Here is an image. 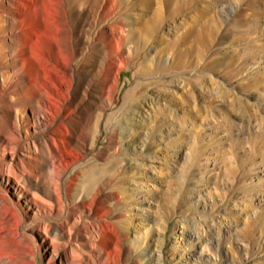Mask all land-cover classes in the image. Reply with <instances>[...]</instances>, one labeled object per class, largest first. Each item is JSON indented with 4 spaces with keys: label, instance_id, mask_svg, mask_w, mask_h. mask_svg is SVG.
<instances>
[{
    "label": "rangeland",
    "instance_id": "rangeland-1",
    "mask_svg": "<svg viewBox=\"0 0 264 264\" xmlns=\"http://www.w3.org/2000/svg\"><path fill=\"white\" fill-rule=\"evenodd\" d=\"M54 3L22 0L21 38L32 54L26 64L42 82L48 76L46 87L56 94L55 83L64 101L72 83L59 57ZM116 3L130 19L126 29L159 7L165 17L158 34L177 38L176 45L166 43L158 68L159 58H148L134 76L136 65H126L144 61L143 55L112 61L110 29L99 26L101 18L90 31L88 20L80 21V38L69 45L83 52V62L95 51L78 66L82 86L94 82L90 74L99 68L101 52L111 54L98 76L105 105L85 104L91 119L79 121L86 127L84 151L74 150L60 127L71 117L69 102L60 104L48 130L33 123L30 106L18 107L17 74L1 76L10 51L0 49V264H264V0ZM173 8L179 13L167 16ZM29 82L24 79L25 90ZM43 92L39 86L29 95ZM22 118L27 123L19 130ZM42 149L55 162L78 158L62 175L61 198L43 188ZM115 158L126 166L124 177L103 191L115 192L119 201L96 199L92 215L88 205L84 213L73 210L84 195L85 176L96 174L87 165Z\"/></svg>",
    "mask_w": 264,
    "mask_h": 264
},
{
    "label": "bare ground",
    "instance_id": "bare-ground-1",
    "mask_svg": "<svg viewBox=\"0 0 264 264\" xmlns=\"http://www.w3.org/2000/svg\"><path fill=\"white\" fill-rule=\"evenodd\" d=\"M116 2L117 0H109V2H105L106 3L105 6L101 7L102 6L101 0H55L54 4H55V9H56V14L58 16L57 23H58V28H59V38H60V41L62 42V45L59 47V57L61 56V58L63 59V63L66 66L65 73L68 75V77H70V82L72 83L71 84L72 86L70 88L71 90L69 89L67 92L68 97L65 96L64 101H61L56 96V94L58 95L62 93L59 90V87L55 83L51 82L50 87L53 91H55L56 94H54V92L52 93L46 87V83L50 81L49 78H47L48 76L47 77L44 76L46 82H42L40 80L41 73L33 65L28 66L27 64L29 63L26 64V61L30 59V56L32 54L29 55L30 53L28 51V46H27L28 44H27L26 39L24 40L21 38V35L22 34L25 35V31H26V30H23V28H25L23 24L24 17L22 15V10L20 8V4L22 3V0H0V49L1 50L7 49L8 51H10L9 59L3 65V68L5 69L1 71V76H3V79H7L5 75L9 73L10 70L13 71V73L17 74L18 81L17 80L16 81L19 85L18 87H20V89H18V87L16 86L17 87L16 88L17 90L16 91V102L18 103V107L24 109L27 106H30L31 112H32L33 123L37 126V128L41 130H48L52 125L56 124V121L58 120V115H59L57 110L60 104L69 102L71 117L70 118L65 117L60 122V127H63L66 130L67 134L69 135V140H70L68 142L71 145V147L76 151L81 150V149L83 150L86 147V141L84 138L86 136L85 134L86 127L84 129L80 128L79 121H82L83 119L85 120L84 124H88L92 116L91 112H86L84 110L85 104L91 107L93 106L97 107V105L99 106L105 105V102L107 99L105 85L102 83L101 85L99 84L98 76L103 71L104 62H106L109 59L108 57L111 55V54L110 55L108 54V51H106L107 52L106 54L103 51L101 52V55H100L101 60L98 65L99 68L95 70L92 69L91 74H90L94 82L89 87L82 86V83L79 82L80 81L79 76L81 75H79L78 66L80 65L84 66V64L88 63V61L92 59V55L94 54L95 51H93L94 49L91 50L86 55V61L83 62L82 61L83 58L82 57L79 58V55L83 56V52L79 50L78 46L75 47L74 44L69 45L68 41H71V40L78 41L80 38L79 36L81 34V31L78 26L80 21L83 18H86L88 20V24L90 25V29H89L90 31L91 29L96 28L97 20L98 18H101L99 21L100 22L99 26L107 27L110 29L111 34H112V45H113L111 46L113 47L112 50L114 51L113 54L116 59L114 60V57L112 58L111 56L112 61L114 62L118 61L120 63H128V61L133 59L134 56L138 58L139 56L143 55L144 61H141L140 63H136V64L135 63L134 64L130 63L128 65L125 64L129 68L132 67L133 65L134 66L136 65L135 66L136 69L133 73L134 76L137 75L144 67H146L144 62L148 58H151L153 61H157V58H159L158 59L159 64L157 62L155 63V67L158 68L162 60L160 57V54H161L160 52L162 51L166 43L168 45L169 44L176 45L177 38L176 39L172 38L171 40H167L168 39L167 38L166 39L167 42H166V40L162 37L163 35L161 36L158 34L161 24L163 23V17H165L163 10H160L159 7L156 8V10H154L153 15L151 17L150 16L147 17V15L146 16L143 15L142 17L136 18V20L134 21L135 25L131 28L126 29L125 23L126 21L130 19L129 18L127 19L125 14L122 15L123 13L121 11L122 8L118 7ZM130 6H131V3H130ZM174 10H173L174 11L173 13H171V11L168 10L169 14H167V16L173 17L172 15L174 14L176 15V12H178V8ZM109 20L111 21L109 22ZM170 36L171 35H169V37ZM78 45H79V42H78ZM150 46L153 47V50H154L153 55H151ZM107 54L108 56H106ZM82 62L84 64H82ZM105 70H108V69H105ZM149 72H155V69L153 68L151 71L149 70ZM26 78L30 81L29 84L31 85V87L28 90H25V86L27 84L23 83L24 79ZM101 78H103V76ZM102 81L103 83H105L104 80ZM114 85H116V83ZM39 86L44 89V92L41 94V96H38L35 93L36 95L31 97L29 95V91L31 89L33 90V89L39 88ZM114 88H116V86ZM40 99H43V103L40 102ZM84 112H85V117H82V114ZM26 123L27 122L25 121V119L22 118L21 121L17 122L18 129L20 130L24 128L25 127L24 125ZM115 131H116L115 128L113 127L109 128L108 133L112 136L111 138H113V134ZM48 151H49V148H48ZM41 152H42V157L46 164L45 171L47 174V177L45 178L44 183H43V188H45V190L49 193V195H56L59 198H61L63 197L62 196V186H61L62 175L65 173V170L68 167L77 163L78 158L73 159L72 163H64L62 159H60L58 162H55L53 158L50 157L49 152H47L44 149H42ZM87 167H88L87 170L90 171V173L96 172V174L91 173L92 175L87 174V176H85L86 185L83 186L85 187L84 195L81 198L79 204H76V205L74 204L72 208L73 210L77 211L80 214L82 212L84 213L83 208L87 207L88 205L90 206V214L92 215L94 214V212H91L93 209L92 206H94L96 199H100L105 204L109 201V199H116L117 202L119 201L120 198L115 192L109 191V192L104 193L103 190L107 189L108 187L109 188L115 187L117 179L118 180L123 179L124 177L123 173L126 171V166L123 165L118 160H116L115 158V160H111V161L109 160V162L103 164L101 167H99L98 165H94V164L87 165ZM93 183H95V188H91V185ZM103 195H104V198L102 197ZM72 198L74 199L73 195H72ZM95 223L97 226L100 225L98 221H96ZM74 225H75V222H72L70 228H72V226L74 227Z\"/></svg>",
    "mask_w": 264,
    "mask_h": 264
}]
</instances>
